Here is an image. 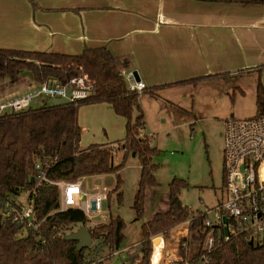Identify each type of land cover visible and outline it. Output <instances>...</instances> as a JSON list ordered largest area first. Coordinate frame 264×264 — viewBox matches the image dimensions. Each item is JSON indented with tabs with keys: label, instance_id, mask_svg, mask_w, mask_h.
<instances>
[{
	"label": "trees",
	"instance_id": "trees-1",
	"mask_svg": "<svg viewBox=\"0 0 264 264\" xmlns=\"http://www.w3.org/2000/svg\"><path fill=\"white\" fill-rule=\"evenodd\" d=\"M200 1L264 4V0ZM128 65V57L113 54L107 46H86L79 54L0 48V79L16 80L22 72L30 71L39 84L54 79L67 86L86 74L93 84L91 94L77 102L58 106L44 103L15 114H0V264H104L105 256L110 258L118 252L126 239V222L121 215L110 213L105 222L92 225L80 209L60 211L59 188L38 181L37 162L52 181L74 182L81 177L115 172L117 179L107 200L115 195L121 203L124 181L120 171L135 153L133 156L138 158L141 168L133 210L138 219L144 216L146 193L149 188L159 186L154 174L158 165L153 162L158 150L149 136L141 134L145 119L139 97L145 92H158L148 87L142 92L132 90L122 73ZM205 77L178 83L197 82ZM99 102L109 103L117 115L126 118V135L111 145L114 147L93 143L81 148L79 109L84 104ZM256 107V115H264L261 81L257 86ZM120 151L122 160L116 163L114 155ZM188 186L180 178L170 182L169 206L142 223L141 258L133 264H152L157 241L167 258L158 264H170L172 259L175 260L171 264H264V242L254 243L242 235L217 242L210 249L205 247L209 230L201 211L192 214L180 198L182 189ZM24 192L29 193L28 199L40 223L38 230L28 228L25 235L22 232L25 220L16 219L12 211L19 206L15 200ZM186 221H189L187 236L186 225L174 228ZM83 227H87L93 242L78 249L79 241L66 236Z\"/></svg>",
	"mask_w": 264,
	"mask_h": 264
},
{
	"label": "crops",
	"instance_id": "crops-1",
	"mask_svg": "<svg viewBox=\"0 0 264 264\" xmlns=\"http://www.w3.org/2000/svg\"><path fill=\"white\" fill-rule=\"evenodd\" d=\"M33 2L0 0V48L79 54L86 46H107L113 54L129 58L124 71L136 73L148 88H155V95L190 83H178L181 81L207 76L197 80L200 82L264 69V4L200 0ZM27 79L34 88L38 86L34 79ZM11 87L4 86L0 103L34 89L6 92ZM80 109L81 148L93 143L111 146L125 137L96 141L81 123ZM118 120L124 127L125 120ZM156 191L153 194L159 193V189ZM168 206L163 204L162 208ZM188 223L174 228L186 225L187 236Z\"/></svg>",
	"mask_w": 264,
	"mask_h": 264
},
{
	"label": "rangeland",
	"instance_id": "rangeland-1",
	"mask_svg": "<svg viewBox=\"0 0 264 264\" xmlns=\"http://www.w3.org/2000/svg\"><path fill=\"white\" fill-rule=\"evenodd\" d=\"M21 76L19 80L9 77L0 79V93L7 85H11L12 89L6 92L35 87L27 79L29 77H24L25 80ZM260 81L264 85V69L190 82L168 88L161 95L145 93L141 96L139 103L145 119L141 134L149 136L152 146L158 150L153 162L158 165L154 174L159 186L148 189L144 216L138 219L133 210V201L138 187L140 163L133 154L127 158L120 171L124 181L121 203L112 195L104 201L102 211L89 219L92 225L103 223L112 213L121 215L126 222V239L121 249L110 258L105 256L104 264H133L140 260L141 251L137 242L141 225L150 220L156 211L164 212L162 206L169 204V184L174 178L188 182L189 186L182 189L180 198L192 214L198 213L202 207L212 208L227 198L222 158L225 121L231 116L244 119L256 115V92ZM50 100L49 95H44L34 99L31 105L34 108L41 107L44 103L50 104ZM80 118L90 134L95 135L96 141H112L126 135V118L117 115L108 103L84 104L80 109ZM118 118L125 120L124 127L118 124ZM82 143L87 144L84 140ZM122 156L121 151L116 152L115 162L120 163ZM116 179L115 172L91 178L88 180L89 190L98 185L110 191ZM156 189H159V193L153 194L157 193ZM28 194L22 193L17 201L22 205L28 203ZM22 232L27 234L25 230ZM156 237L158 235L152 239V250ZM160 243L156 242L158 249L152 264L167 259Z\"/></svg>",
	"mask_w": 264,
	"mask_h": 264
},
{
	"label": "built area",
	"instance_id": "built-area-1",
	"mask_svg": "<svg viewBox=\"0 0 264 264\" xmlns=\"http://www.w3.org/2000/svg\"><path fill=\"white\" fill-rule=\"evenodd\" d=\"M129 87L137 92L146 89L132 71H122ZM71 88V96L66 89ZM93 84L88 75L71 80L63 86L54 79L38 84L33 90L12 97L0 103V114H15L31 107L34 99L49 95L50 98L68 97L69 102H77L88 97ZM224 185L227 198L212 208L201 211L209 234L205 247L212 248L217 242L228 241L242 235L254 243L264 242V115L238 119L231 116L225 121L224 131ZM40 162L36 163L38 181L56 185L60 191V211L69 208L82 210L90 219L102 211L109 190L94 186L89 190V177H81L74 182L52 181L42 172ZM18 198V197H17ZM13 208L15 218L25 220L23 230H38L34 205L28 203ZM10 209L6 212L8 213ZM5 215V213H3ZM211 216V217H210ZM24 234V233H23ZM117 254V252L115 253ZM125 264V263H124Z\"/></svg>",
	"mask_w": 264,
	"mask_h": 264
},
{
	"label": "water",
	"instance_id": "water-1",
	"mask_svg": "<svg viewBox=\"0 0 264 264\" xmlns=\"http://www.w3.org/2000/svg\"><path fill=\"white\" fill-rule=\"evenodd\" d=\"M22 75L29 76L32 79L34 77L33 76V73L30 72V71H24V72H22ZM135 75H136V79L139 80L138 75L136 73H135ZM66 94H67V96H71V88L68 87L66 89ZM50 103L53 106H58V105H61V104H68L69 103V98L68 97H56V98H52L50 100ZM133 155H135V153ZM202 209H204V207ZM66 238L67 239H70V240H77V241H79V243H78V249H81V248H84V247H88L93 242V238H92L89 230L87 229V227H83L81 229H78L77 231H74V232L68 234L66 236Z\"/></svg>",
	"mask_w": 264,
	"mask_h": 264
}]
</instances>
